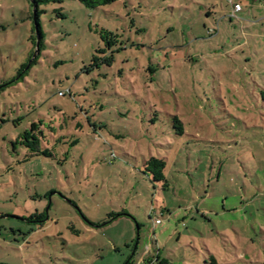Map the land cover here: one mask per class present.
I'll return each mask as SVG.
<instances>
[{
	"label": "rangeland",
	"instance_id": "374dc122",
	"mask_svg": "<svg viewBox=\"0 0 264 264\" xmlns=\"http://www.w3.org/2000/svg\"><path fill=\"white\" fill-rule=\"evenodd\" d=\"M37 10L39 52L0 0V264H263L264 0Z\"/></svg>",
	"mask_w": 264,
	"mask_h": 264
},
{
	"label": "trees",
	"instance_id": "16d2710c",
	"mask_svg": "<svg viewBox=\"0 0 264 264\" xmlns=\"http://www.w3.org/2000/svg\"><path fill=\"white\" fill-rule=\"evenodd\" d=\"M62 1H64V0H30V7L32 9L34 7V11H35V22L33 21V23L36 24L37 30H38V34H39V41L37 43V46H36V37L34 36L35 35L34 27L32 29L33 35L31 36L30 40H31V42H32V44L35 47V49H36L37 52H39V49H40L41 44H42V32L40 30L39 12L37 10V4L38 3H50V2L51 3H59L60 4V3H62ZM73 1H78L79 3H81L82 5H84L85 7L90 8V9H94V8H97V7H100V6L110 5V4L114 3L117 0H73ZM236 4H238V3H236ZM241 11H242V7H241ZM240 12H238V13H240ZM235 16H232L231 15V18L232 17H235ZM32 19H33V12H32ZM98 52H103V51L102 50H99ZM99 61L100 60L97 57L94 56L93 59H92V65H94V66L97 65L99 63ZM63 95H64L63 93H59V96H63ZM262 95L264 96V91L262 92ZM175 122L180 127L179 134L182 135V124H181V122H179L176 119H175ZM35 128H36V124H32L30 126L31 133L34 132V129ZM40 135H41V133H40ZM25 136H27V134H25ZM25 140L28 141L29 140V137L25 138ZM40 142H41V140L38 139V137H36V136L33 135V142H32V144H30V143H28V144L31 145L30 148H32V151H33V150L38 149V146H39V143ZM34 152H37V153H39L41 155H44V156H50L48 150H45L44 152L37 151L36 150ZM164 169H165V162L163 160H161V159L150 158L145 163V170L152 175L153 181H156V182H164L166 184V180H165V176H164ZM125 213L126 212L123 211L120 214H112V215H109L108 216V222L106 224H109L110 222L114 221L115 219H117L119 217L125 216L126 215ZM45 220L46 219H45V214L44 213H42V214H39V213L37 214L36 213V214L32 215L30 218H28V221L29 222L35 221L41 227L44 225V221ZM127 264H130V261Z\"/></svg>",
	"mask_w": 264,
	"mask_h": 264
},
{
	"label": "built area",
	"instance_id": "2783aa9c",
	"mask_svg": "<svg viewBox=\"0 0 264 264\" xmlns=\"http://www.w3.org/2000/svg\"><path fill=\"white\" fill-rule=\"evenodd\" d=\"M229 1H231V0H229ZM240 11H241V5L232 4V8H231V15L232 16H235ZM154 224L155 225H159L160 224V220L159 219H155Z\"/></svg>",
	"mask_w": 264,
	"mask_h": 264
},
{
	"label": "water",
	"instance_id": "95a60500",
	"mask_svg": "<svg viewBox=\"0 0 264 264\" xmlns=\"http://www.w3.org/2000/svg\"><path fill=\"white\" fill-rule=\"evenodd\" d=\"M32 12H33V21L35 22V11H34V7H33V9H32ZM34 32H35L36 46H37V43H38V41H39V34H38L37 26H36L35 23H34ZM137 242H138V238H137Z\"/></svg>",
	"mask_w": 264,
	"mask_h": 264
},
{
	"label": "crops",
	"instance_id": "0c3cea01",
	"mask_svg": "<svg viewBox=\"0 0 264 264\" xmlns=\"http://www.w3.org/2000/svg\"><path fill=\"white\" fill-rule=\"evenodd\" d=\"M154 261H151L149 264H152Z\"/></svg>",
	"mask_w": 264,
	"mask_h": 264
}]
</instances>
